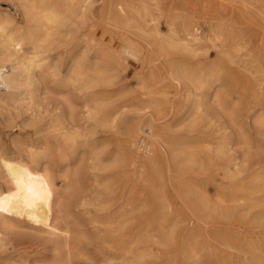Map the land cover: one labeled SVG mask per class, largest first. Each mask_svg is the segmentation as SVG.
I'll return each instance as SVG.
<instances>
[{
	"label": "bare ground",
	"instance_id": "bare-ground-1",
	"mask_svg": "<svg viewBox=\"0 0 264 264\" xmlns=\"http://www.w3.org/2000/svg\"><path fill=\"white\" fill-rule=\"evenodd\" d=\"M6 1L11 8L0 3V80L7 92L24 88L31 101L8 105L15 110L8 112L9 121L24 112L23 123L29 121L37 135L46 120L52 137L72 144L93 145L100 134L103 140L110 132L121 133L128 156L105 163L101 152L91 170L137 171L158 198L163 238L152 240L147 228L135 223L138 206L74 203L66 194L78 184L81 165L71 159L63 160L58 183L47 169L36 174L35 168L0 159V179L8 186L7 192L0 190V264H81L92 240L102 249L99 264H147L154 258L148 239L164 246L180 243L183 260L196 263L200 251L210 247L208 224L219 242L215 250L251 255L248 264H264V247L256 238L264 233V0ZM201 23L208 32L200 31ZM209 43L224 65L218 72ZM131 61L139 64L140 84H151L128 105L117 98L133 89L121 84ZM172 87L183 92L185 104L174 105L176 93L166 90ZM38 95L52 100L49 109L35 105ZM4 98L0 93V102ZM129 108L136 109L133 119ZM59 119L63 136L55 134ZM202 123L216 126L221 138L194 142L191 134ZM175 128L187 132L176 135ZM178 157L181 167L196 166L195 174L219 171L223 179L213 182L219 187L213 200L189 177L184 197L196 220L177 215L166 231L171 205L155 182L160 167ZM103 188L114 194L109 184ZM180 224L187 226L178 242ZM223 224L227 227L217 226ZM200 237L202 244L196 241ZM228 263L221 256L220 264Z\"/></svg>",
	"mask_w": 264,
	"mask_h": 264
},
{
	"label": "rangeland",
	"instance_id": "rangeland-1",
	"mask_svg": "<svg viewBox=\"0 0 264 264\" xmlns=\"http://www.w3.org/2000/svg\"><path fill=\"white\" fill-rule=\"evenodd\" d=\"M0 3L2 9L11 8L6 4V0H1ZM12 12L14 13V16L20 20V15L18 13H15L14 10H12ZM162 23V30H165H163V32H167L165 22L162 21ZM200 26V31L202 33L208 32V25L201 23ZM207 49H209L210 57L212 56L210 58L211 64L216 65V68L214 67L215 71L218 72L222 70V68H224V65L219 62V56L217 55L216 50L212 49V44H207ZM138 66L139 64L137 62L131 61L125 72L122 74L121 78L123 81H121V84L129 83V90H131L132 88L133 89L129 91L126 96L117 98V101L119 103H126L128 105H131L129 101L138 96L140 93H143L144 86H149L151 84L150 81H145V84H143L144 86L140 84V80H138L136 76L139 73ZM166 90L174 94L176 93V95L178 94L177 96H172L174 105H180L179 103L185 104L183 101V92H181L180 90L177 91V89L174 87L167 88ZM231 90H234V88L232 87ZM23 91H25L24 88L7 92L3 82L0 80V93H3V95H5L4 102H0V154H2V157H0V159H5L12 164L18 163L21 166H29L32 169L35 168L34 172L36 174H40L44 169H47L48 175L53 181L57 183L60 182L63 174L61 173L64 169L63 160L67 158L71 159V162L73 164L78 163L81 165V172L80 178L78 179V184L70 188L69 193H67L66 196L70 198L72 197L71 200H73L74 203H78L79 201H85L88 203H94L97 201L101 203L104 201L113 200L116 206L123 203H129L138 206L140 208L139 211L135 214V223L144 225L147 228L148 236L154 237V239L152 240H161L163 238V234L160 231V224L158 223L157 219L159 217L158 208L160 207L158 198H155V192L150 189L148 184L143 183L138 179L137 171H134L133 169H127L125 174L123 169L117 168L101 172L91 170L94 161L100 158L99 155L101 152L103 153V155L101 156L102 160L105 163H109L116 157L124 158L125 156H128V151L126 150L127 144L124 140V136L121 133L115 134L110 132L108 134H105L106 138L103 140L101 139L103 135L100 134L98 141L93 145H85L83 143V140H80L78 142L75 141L74 144H72L71 142H64L62 139L52 137L50 134V130H48L46 127V120L43 123L45 125L44 131L35 135V130L33 127H31V123L29 121L23 123V121L27 120L28 118V115L24 114V112H22L21 117L17 118L14 122H10L8 119L9 111L15 113V110L13 108H9V106H14V100L22 99L23 103L25 104L31 102L29 98L30 95L22 94ZM34 102L35 105L40 103L42 109H49L51 105L49 106L48 104L49 102L51 103L52 100L38 95L35 96ZM15 105H17V103ZM181 112L183 113L184 109ZM136 113L137 112L135 108H129L127 110V115L130 119H133L135 116H137L135 115ZM168 118L172 119L171 116H169ZM55 126V134L63 136L65 134L66 128L62 124L60 119L56 122ZM216 128V126L212 127L209 123L200 124V126H197L195 131L191 134V136H193V141L198 142L206 140L217 142L221 138V136L215 134ZM186 132L187 131H181V128H175L172 133L179 135L186 134ZM15 144L19 145L20 148L17 149L15 147ZM71 145L74 147V149L70 152L69 147H71ZM27 149L33 150L35 153H37V156L32 157L30 154L28 155ZM33 160L36 161L32 162ZM181 160V157H178L175 160L169 158V162L166 161V163L162 167H160L161 178L155 182L156 190H158L159 193H164L165 197L171 205L170 208L172 213L168 215L166 219L167 221L163 224L166 227V231L172 230V221L175 220V217H177V215H180L182 219L185 220H196V218L190 214L187 208L189 202L187 203L184 197L186 188L185 184L190 182L189 177L193 178L194 183H197L202 189L208 190V193L213 200L217 198V189L219 188L213 182L215 179H217L218 181L223 179L222 174L219 171H213L209 176L195 174L194 172L197 171V167H191L187 165L181 167L179 165L181 163ZM95 174H97V177L94 176ZM108 184L114 191V194L111 196L108 195V193L103 188V185L105 186ZM99 186L101 187V189ZM7 189L8 186L4 183L3 180L0 179V190L5 193L7 192ZM81 210L82 208H77L76 212H80ZM79 214L81 215L82 213ZM186 226V224H180L177 226L176 230L178 242H181L182 235L184 236L186 234L185 232H183L184 227ZM217 226L227 227L226 224ZM213 228L214 227H212V224H208L205 227L206 235H208L209 233L211 234V237L208 238L210 247L208 250L203 249L200 251L199 256L201 259H199L198 262L195 263L193 260H183L180 251V243H177L176 245L164 246L155 244L152 240L148 239L146 244L147 250L154 253V258L148 257L147 264H169L171 260L175 259L178 260L177 264H220L221 256H226L227 258H229L228 264H248L250 262V259L253 260L251 255L238 254L237 251L235 252L229 250L224 252L222 251L224 249L220 248H217L215 250L214 247H219V242L216 236L214 237V234L211 233ZM260 231L264 232V230ZM257 234L258 235L256 236V238L260 240L259 243L264 247V233ZM203 239V237H200L196 241L197 243L202 244V242L205 241ZM85 246L87 249L86 251H88L86 252L88 260L82 259L81 264H99L102 259L101 246L96 241L94 243V240L90 241ZM39 248L41 250H37L43 253V248ZM3 261L4 260H2V262Z\"/></svg>",
	"mask_w": 264,
	"mask_h": 264
}]
</instances>
